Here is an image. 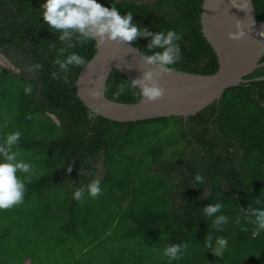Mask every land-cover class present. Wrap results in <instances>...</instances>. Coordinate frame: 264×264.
<instances>
[{
	"label": "trees",
	"instance_id": "1",
	"mask_svg": "<svg viewBox=\"0 0 264 264\" xmlns=\"http://www.w3.org/2000/svg\"><path fill=\"white\" fill-rule=\"evenodd\" d=\"M98 2L106 7L114 4L121 16L131 11L132 23L137 28L152 33L169 29L181 33L178 41L181 58L172 66L174 70L199 74L216 71L217 57L203 36L199 22L202 0ZM252 2L255 19L260 21L264 18V0ZM42 3L43 0H0V53L12 65V68L0 65V123L6 133L19 131V149L36 153L48 169L39 180L26 184L22 203L42 205L45 203L42 201L49 199L44 195L46 189L66 183L70 186L68 197L61 202L65 203L66 220L57 227L52 239L66 240L65 232L79 237L96 230L99 224L89 217L93 215L91 203H79L80 199H74L72 193L91 180L99 179L101 165L105 175L100 182H114L107 187L106 200L109 196L114 199V191L122 187H131L133 195L129 203H121L124 199H120V203H99L111 210L112 220L103 231L115 230L116 240L121 242L118 246L121 255L112 264H264V231L257 233L256 225L251 222L253 218H246L250 209H264V65L245 74L244 81L226 88L218 102L185 119L169 116L119 122L101 116L90 117V110L79 99L74 85L86 63L70 65L65 74L53 61L59 50L65 48L64 55L76 52L87 62L95 52V41L81 45L75 36L60 41V33L51 30L39 16ZM150 39L140 36L130 43L146 56L162 51L149 50ZM69 43L73 45L71 49L67 48ZM63 58L60 55V59ZM260 61H264V54ZM36 64L42 68L36 70ZM52 72L57 73L55 78ZM130 82L112 68L105 83L108 86L106 98L126 103L138 100V89L113 99L117 86ZM28 86L30 93L25 92ZM140 124H155L161 131L174 125L183 147L173 153L174 156L161 154L164 148L159 147L156 153H150L144 168L129 171L133 179L117 180L108 175L105 161L112 137ZM155 149L153 147L152 151ZM196 174L204 178L203 183L198 184L193 179ZM113 175H116L115 170ZM146 176L148 184L142 180H146ZM135 185L138 190L134 199ZM140 193L143 199L147 195L155 203L149 200L138 203ZM219 203L225 205L221 214L228 215L223 231L216 228L217 217L205 214L210 204ZM41 209L43 218L34 219L33 226L40 237L35 235L34 240L28 237L26 240L23 234V237L14 235L15 249L24 250L35 242L38 246L50 219L47 205ZM237 217L239 223H236ZM211 237L216 238V243L221 237L227 238L228 247L222 256L207 247ZM11 238L8 237V243L0 238V264H5L4 256L11 253L7 251ZM129 241L133 247L128 245ZM182 243H187V248L179 259L169 261L163 255L166 246ZM20 255L17 264H61L52 261L47 252L42 255L35 250L29 260L23 251ZM11 259L10 256L7 264H12Z\"/></svg>",
	"mask_w": 264,
	"mask_h": 264
},
{
	"label": "water",
	"instance_id": "2",
	"mask_svg": "<svg viewBox=\"0 0 264 264\" xmlns=\"http://www.w3.org/2000/svg\"><path fill=\"white\" fill-rule=\"evenodd\" d=\"M199 22L217 57L216 71L199 74L173 69L162 73L158 84L164 94L153 101L139 97L126 103L106 98L98 86L105 85L112 68L129 81L141 78L145 71L159 70L145 63L146 55L130 42L95 41V52L74 82L79 99L90 110L89 116L119 122L169 116L185 119L218 102L226 88L244 81L245 74L264 65L260 61L264 54V18L256 21L252 0H202ZM237 23L246 33L242 42L228 37L231 32L235 34ZM93 91H100V95H92Z\"/></svg>",
	"mask_w": 264,
	"mask_h": 264
},
{
	"label": "clouds",
	"instance_id": "3",
	"mask_svg": "<svg viewBox=\"0 0 264 264\" xmlns=\"http://www.w3.org/2000/svg\"><path fill=\"white\" fill-rule=\"evenodd\" d=\"M39 16L53 31L60 33L59 40H69L75 36L77 42L81 45L91 41L104 43L105 41H115L117 43L132 42L137 37H150L147 45L148 49H162L156 51L152 55L144 56L145 63L154 65L159 71H145L141 78L134 79L128 84H120L113 91V99L119 98L125 92L131 89H138V95L147 101H153L163 96L164 89L158 84V78L162 73H168L173 70L175 65L181 58L180 47L178 41L181 40L182 34L169 29L156 33L149 32L144 28H137L132 23V12H126L121 16L119 9L114 4L106 7L98 2V0H43L40 4ZM229 39L236 42H242L246 39L244 28L239 23L236 25V32L228 34ZM73 45L69 43L68 49ZM66 52L65 48L59 50V55L53 63L58 66L59 70L67 74L69 66H82L86 63L85 59L76 52ZM63 55V60L60 59ZM36 70H40L42 65L36 64ZM55 78L57 73L52 72ZM66 78V75H65ZM100 91H108L107 85H99ZM100 91H93L92 95H100ZM26 93L31 92V87L25 88ZM6 126V125H5ZM21 133L14 131L8 133L0 143V209H8L14 205L23 202L25 187L27 183L32 182L33 165L18 159L20 149ZM24 173L21 179L17 173ZM82 175L84 172L82 170ZM193 179L199 184L204 182V178L200 174H196ZM100 180L93 179L87 185L77 188L72 196L79 200L85 192L95 198L101 194ZM224 203L210 204L205 209L207 217H217L215 225L218 231L224 230V225L228 222V215L221 214L224 212ZM251 217L252 223L256 225V232L264 231V209L252 208L246 213V218ZM236 223H239L237 217ZM216 238L211 237L207 240V247L215 250L218 256H222L228 247L227 238L221 237L218 243ZM187 248V243L172 244L163 249V255L169 261L177 260Z\"/></svg>",
	"mask_w": 264,
	"mask_h": 264
},
{
	"label": "rangeland",
	"instance_id": "4",
	"mask_svg": "<svg viewBox=\"0 0 264 264\" xmlns=\"http://www.w3.org/2000/svg\"><path fill=\"white\" fill-rule=\"evenodd\" d=\"M0 65L7 68H12L8 63L3 62V58L0 56ZM17 71V69H15ZM0 123V143L3 142V139L8 133L3 130V127ZM158 130V132H156ZM115 136L112 137V144L106 158V167L108 169V175L111 177L122 180L125 178L133 179V174L129 171L139 168H144L143 165L146 162H149L150 153H156L159 147H163L164 150L161 154H175L183 147V141L180 139L177 129L174 125H170L167 130H160V127L155 124H140L134 125L128 132L123 134L120 132L115 133ZM128 135V137H127ZM153 147H156L152 151ZM41 156V155H40ZM146 156V159L143 158ZM174 156V155H173ZM40 158L36 153L32 151L20 150V155L18 159H22L27 163L33 165V178L32 181L39 180L44 173L48 172L47 167L44 164H41L39 161ZM141 160L137 162L138 160ZM102 166L100 165V169ZM116 175L114 174V170ZM103 170V169H102ZM17 175L22 179L25 175L24 173L18 172ZM127 176V177H126ZM110 177V178H111ZM109 178V180H110ZM135 178H138L137 176ZM142 178L145 184H148V177ZM153 180H151L152 182ZM159 180H154L155 183H158ZM125 181H123L124 183ZM147 182V183H146ZM127 183V182H126ZM114 184L112 181L100 182L101 194L93 198L87 194V192L80 199L79 203H91V213L93 215L89 216L91 220L96 219L99 225H96V230L93 233L80 234V236H73L69 232H65L64 237H67L66 240H55L52 239L55 235V230L57 227H60L65 222L66 210L64 208L65 203H61L62 200H65L69 195V185L61 184L58 187H53L52 189H46L44 195L46 198H49L47 201H42L43 206L47 205L48 209V230L41 235V240L38 241V246L35 244L32 246L27 245L24 250L15 249L16 240L13 242V236L23 235L28 239H35L40 237V233L37 230L33 229L34 219L43 218L41 214L43 207L40 203H20L12 206L8 209H0V238H3L6 243H8V237L12 236L10 239V246L7 253L4 256V263H10V256L12 257L11 263L17 264L21 259L22 251L26 255V260L31 259L32 254L35 250L37 253L40 251L43 255L45 252L49 253L52 257V261L56 260L61 264H69L70 262L74 264H112L115 258L119 257L120 250L118 246L120 243L116 240L115 234L116 231L111 229L108 233L104 232L103 229L107 227L112 220L111 210L107 209L106 206H103L99 203H120V199H124L121 203H129L132 198L131 187L123 188L122 190H115L112 197L106 200L107 194L109 193L107 187H110ZM142 189H146L145 186L141 185ZM166 188V187H165ZM137 188L134 186V199L137 197ZM165 192V190H164ZM144 195L141 193L138 194L140 200L147 201L150 203H155V200L150 199L147 195L143 199ZM120 201V202H119ZM163 201V200H162ZM94 203H97L96 205ZM113 210V205H110ZM99 219V221H98ZM101 223V224H100ZM114 226V225H113ZM112 226V227H113ZM6 229V230H5ZM5 230V231H4ZM112 231V232H111ZM115 232V233H114ZM23 234V235H22ZM16 236V237H17ZM28 237V239H27ZM130 247H133L131 241L128 242ZM86 246H89L87 249H84ZM46 248V250L44 249ZM84 249V250H83ZM51 253V254H50ZM121 255V254H120ZM125 255H129L126 253ZM48 257V259H50ZM44 258V256H42ZM157 264V262H156Z\"/></svg>",
	"mask_w": 264,
	"mask_h": 264
},
{
	"label": "crops",
	"instance_id": "5",
	"mask_svg": "<svg viewBox=\"0 0 264 264\" xmlns=\"http://www.w3.org/2000/svg\"><path fill=\"white\" fill-rule=\"evenodd\" d=\"M102 169L103 168H101L100 171H99L100 172V174L98 175L99 179H102L104 177V175H105V170L104 169L102 170Z\"/></svg>",
	"mask_w": 264,
	"mask_h": 264
},
{
	"label": "flooded vegetation",
	"instance_id": "6",
	"mask_svg": "<svg viewBox=\"0 0 264 264\" xmlns=\"http://www.w3.org/2000/svg\"><path fill=\"white\" fill-rule=\"evenodd\" d=\"M0 55H2L1 57L3 58V62L5 63H9L10 64V62L7 60V58L2 54V53H0ZM12 66V65H11Z\"/></svg>",
	"mask_w": 264,
	"mask_h": 264
}]
</instances>
